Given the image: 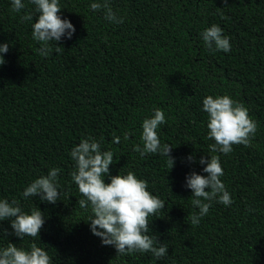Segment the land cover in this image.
Masks as SVG:
<instances>
[{"label": "trees", "instance_id": "trees-1", "mask_svg": "<svg viewBox=\"0 0 264 264\" xmlns=\"http://www.w3.org/2000/svg\"><path fill=\"white\" fill-rule=\"evenodd\" d=\"M92 2L59 0V15L75 33L50 44L53 52L43 57L32 37L38 14L31 0H22L19 12L0 0V44H9L0 65V200L45 217L39 235L22 240L10 221H0V249L36 243L52 264H264V0H110L122 24L93 12ZM29 13L33 20L22 21ZM213 24L230 38V52L205 48L201 33ZM209 95H228L249 110L257 123L251 146L233 145L228 155L210 151L202 104ZM155 108L165 114L157 132L173 148L172 169L159 153L141 157L133 150L142 147V123ZM117 136L119 144L112 142ZM89 137L113 152L110 176L132 172L165 202L149 217L147 233L168 248L163 258L117 256L90 231L91 211L79 207L84 197L70 175V152ZM212 155L219 156L233 203L212 201L194 226L188 217L199 210L185 177L206 176L199 161ZM52 168L61 169L60 200L25 199L24 189Z\"/></svg>", "mask_w": 264, "mask_h": 264}, {"label": "clouds", "instance_id": "clouds-1", "mask_svg": "<svg viewBox=\"0 0 264 264\" xmlns=\"http://www.w3.org/2000/svg\"><path fill=\"white\" fill-rule=\"evenodd\" d=\"M227 5L228 0H221ZM12 10L19 12L25 8L22 0H11ZM38 14L37 22L32 24V37L41 44L37 49L39 55L47 57L53 52L50 44H59L61 38L71 39L75 27L67 20L62 19L59 13V0H31ZM93 12L104 11V18L116 24L124 22L110 6V0H95L90 4ZM22 21H32V14H25ZM201 39L208 50L231 51L230 38L223 34V30L216 24L206 28L201 33ZM55 46V53L61 51ZM9 44H0V65L5 63L3 54L8 53ZM203 111L208 114L207 138L214 140L209 145L212 153L228 155L233 151V145L251 146L252 138L257 131V123L249 116V110L244 104L233 100L228 95L207 96L202 101ZM165 114L160 108L154 109L151 118L142 123L141 145H136L134 151L141 157L146 154H156L166 157L168 166L172 169L175 159L171 156L173 148L165 143L161 144L157 129L164 124ZM123 139L127 141L129 134ZM113 143L119 144L120 137H114ZM70 157L74 161V170L70 173L72 181L78 186L84 197L78 201L81 209L91 211L89 217L90 231L101 239L103 246L115 248L117 256L132 253H152L156 259L163 258L168 253L164 243L158 242V237L149 236V217L165 209V202L152 195L146 181L138 179L132 172L126 175L110 176V166L114 163V154L111 150L102 151L99 141L89 137L82 139L78 146L72 148ZM194 162L193 156L186 158ZM199 163L206 165L203 172L195 171L185 177V187L192 191L191 204L198 213L190 217L192 225L197 226L202 217L206 216L217 201L230 206L233 201L226 190L221 177L224 175L218 155L210 159L201 158ZM61 169L52 168L46 176H41L31 182L23 191L25 199L39 197L40 201L56 204L60 200L57 181ZM110 183H105V177ZM253 211V209H249ZM0 221H10L14 235L20 240L27 237L35 238L39 235L45 217L39 209H33L31 214L22 211L18 201L0 200ZM0 264H52L48 252L38 247L36 243L30 245V250L18 248L8 243L6 248L0 249Z\"/></svg>", "mask_w": 264, "mask_h": 264}]
</instances>
